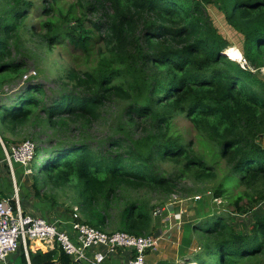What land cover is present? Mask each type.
<instances>
[{"label":"trees","instance_id":"obj_1","mask_svg":"<svg viewBox=\"0 0 264 264\" xmlns=\"http://www.w3.org/2000/svg\"><path fill=\"white\" fill-rule=\"evenodd\" d=\"M41 1L30 24L34 0H0V91L28 71L26 58L15 54L27 35L50 49L71 47L83 69H66L59 93L31 77L20 93L3 92L5 144L12 141L7 131L15 135L28 123L48 125L57 138L31 163L34 198L51 202L43 194L48 184L70 189L88 225L106 231L115 222V232L153 235L162 218L153 216L158 208L147 196L191 193L185 181L216 180L224 161L228 169L211 191L215 206L224 201L235 209L231 217L208 214L197 202L199 254L217 253L219 264H264V211L248 229L231 222L264 203V0ZM208 5L242 37L244 67L225 55L231 43ZM116 103L123 125L92 138ZM178 116L190 121L192 137L176 129ZM30 261L73 264L59 247L30 252Z\"/></svg>","mask_w":264,"mask_h":264},{"label":"rangeland","instance_id":"obj_2","mask_svg":"<svg viewBox=\"0 0 264 264\" xmlns=\"http://www.w3.org/2000/svg\"><path fill=\"white\" fill-rule=\"evenodd\" d=\"M73 1L75 0H68L67 2L70 3ZM34 2H36V6L31 10V13L33 15L28 21L30 24L35 23L36 22L35 18H38V16L42 13V9H41L42 1L34 0ZM207 9L214 21L215 26L219 30V32L227 40H229V42L231 43L230 47L233 46L232 48L229 47V49L226 50V54L228 55L229 58L230 57L231 59L234 58L232 60L239 62L241 64V60H239V58L243 56L242 52H240L242 48L241 46L242 37L238 35V33H236V31H234L231 27L228 26L223 13L219 12L214 5H208ZM73 53H76V51L67 45L57 46L55 48L50 49L47 46V44H45L39 37H32L30 35L26 36L25 41L22 42V44L19 47H17L15 51L16 56L25 57L27 60L28 71L23 75V78L24 76L31 74V78L34 79V82L40 83L43 86H45V89L47 90V92H50L52 90L57 93L63 90L62 78L65 75L66 69L73 68V66L77 70L83 69L82 65H76L74 63V58L72 56ZM260 75L262 76V78H264V69L262 70V73ZM23 78L16 79L12 82L5 83V86L3 87V90L1 89L2 90L1 92H5L6 90H8L9 95L7 94L8 95V96L6 95L7 97H12L17 93H20L23 90V88L27 86V83L23 84L22 82ZM7 97H4L3 95H1L0 101ZM120 110H121L120 104L116 103L114 105H111L108 110V114L106 118L107 120L105 122L107 125L101 124L100 126H97L95 130H92V133L90 134V136L92 138L101 139L107 136L108 134L111 135V134L117 133L118 128L123 125V122L120 118V113H119ZM175 123H176V129H178L180 133H183L187 138L188 137L190 138L195 134L192 124L190 123V121H188L184 117L178 116ZM0 131H1V125H0ZM132 131L136 136H140V134L142 133L138 131L136 128H133ZM4 137L10 138L12 140L10 142H8V140L5 141L6 145L9 148H11V145L15 143H21L24 141H33L37 145V150L38 149L42 150L43 148H45L48 145L50 140L52 139L57 140L53 130L50 129L48 125H44L43 127H34V125L30 123L23 126L18 131V133L15 135L7 131L6 136ZM262 142L264 144V139L262 140ZM4 158L5 157H4L3 152L0 153V160L2 159L3 163H4ZM14 167L16 168L17 175L19 176V177L17 176L19 183L24 182L25 179H28L26 182V186L29 190V195L31 197L28 199L30 203H26L24 198H23L24 201L22 203V208L26 214H30L34 217H39L36 214V212H34L33 210H29L28 208L37 207L35 208V210H39L43 205H46L47 207H49V204L52 206V203L55 202L56 207H52L53 211H50L49 215L47 216V218L50 221H54V219L56 218V215L61 214V215L69 216L73 213V210L75 207L79 208L78 204L75 203V199H74L75 193L72 190L56 189L51 184L44 186V191H43V194L51 198L49 199L51 202H45V204H43L39 200L35 199L34 198L35 191L32 189V186H31L33 175L28 176V177L24 176L25 177L24 179L22 176L20 177L19 175V174L21 175L23 174L21 173L22 170L17 168L18 167L17 165ZM164 167L168 170H170L171 168L170 165H165ZM5 168L6 167L4 165L0 167L1 173H3L6 177H10L8 174L9 171L8 170L6 171ZM219 168L221 171H218L219 177L216 180H213L207 183H202V184L194 183L193 181H185L184 184H186V187L184 188L191 189L192 192L185 193L181 191L177 193V195L180 198L184 199L183 204L187 206V212L184 216V220L186 219L189 221L192 219L188 225L184 223L182 229L184 230L185 228V230L183 231V233L186 238H187V235L190 233V236L194 237L196 243H198L199 239H198V234L194 233L193 228L194 226L199 224L203 218L200 212V204L197 203L199 202V200L196 201L194 199L195 197H201L200 200L203 203L202 207H204V211H206V213L208 214H214L215 212H218L222 214L224 213L225 215H228L229 217H231V214H229L230 213L229 211H232L235 209L234 206L224 201L222 202V204L216 202V206H215V201L213 199L211 190L215 186L218 185L219 181L222 179V173L226 172L228 169L224 161L220 162ZM3 180L8 186H10V182L8 179L3 178ZM147 198L149 199V201H151V204L155 205L157 208L166 207V205H168L169 203L171 204V202L173 201L172 195L169 197H165L162 195L155 194V195L147 196ZM79 210H80V215L82 217L83 216L82 211L80 208ZM263 211H264V203L258 206L254 214H250L247 217L237 218L234 215L233 216L234 219H232L231 222H233V220H235V222L237 223H241L243 221L242 228L248 229L252 226L255 215ZM113 223L108 222V227L110 228L106 230L107 232L118 231L117 230L118 224L115 222ZM154 235H157V234H154ZM38 246H40V244H38ZM185 247H186V244H185ZM196 252L197 253H194V254H197V255H195L194 258L191 259L192 261H196L198 264H219V255L217 253L208 257V256H203L199 254L200 253L199 248H197Z\"/></svg>","mask_w":264,"mask_h":264},{"label":"built area","instance_id":"obj_3","mask_svg":"<svg viewBox=\"0 0 264 264\" xmlns=\"http://www.w3.org/2000/svg\"><path fill=\"white\" fill-rule=\"evenodd\" d=\"M245 64L246 61L242 59L241 65L244 67ZM30 77L31 74L24 76L22 82L24 83ZM5 92L9 93L8 90ZM1 95L4 94L0 91ZM0 145L4 153V161L10 169L15 185L14 196L0 199V264H23V255L27 264H31L30 252L38 250L35 248L36 243H39L47 252L56 247L61 248L74 264L82 262L104 264L106 259L115 254L118 249L132 251L128 264H149L146 258L147 254L159 248L163 238L162 234L135 236L126 232L103 231L83 222L78 207L74 208L70 219L66 222L62 219L50 221L47 217H34L26 214L20 202L13 163L21 164L25 168V174L31 175V163L36 155L37 145L33 141H24L12 144L9 148L1 136ZM172 196L171 204L183 203L184 199L177 194ZM200 198L195 197L194 199L198 201ZM164 208H158L154 212V216H161ZM180 211L182 216L184 213L181 209ZM176 226L178 230H181L182 222L179 220ZM102 248L104 250H101ZM17 258L19 259L17 260ZM182 264L198 263L186 262Z\"/></svg>","mask_w":264,"mask_h":264},{"label":"crops","instance_id":"obj_4","mask_svg":"<svg viewBox=\"0 0 264 264\" xmlns=\"http://www.w3.org/2000/svg\"><path fill=\"white\" fill-rule=\"evenodd\" d=\"M1 136V135H0ZM3 150L1 148L0 145V153H2ZM4 154V153H3ZM5 166L6 171L8 170V174L10 177H6L3 173H1L0 170V197L2 199L3 198H9L14 196L15 194V185H14V179L12 177V174L10 172V169L8 167V165L6 164V162L1 159L0 160V167L1 166ZM18 166L17 168H19L20 170H22L21 173H23L22 175H20V177L22 176L24 179L28 176L33 175V173L31 175H27L25 174V168L19 164V163H13V169L15 172V181H16V186L19 189V196H20V202L21 205L23 203V198L25 199L26 203H30V201L28 200L30 197L29 195V190L26 186V182L28 179H25L24 182L19 183L18 182V178H17V172H16V168L14 166ZM24 170V171H23ZM19 177V176H18ZM3 178L8 179L10 182V186H8ZM32 185H33V177H32ZM31 185V186H32ZM33 189V187H32ZM34 202V201H33ZM38 203V202H37ZM44 204V203H43ZM168 206V205H167ZM165 207L163 210V213L161 214V216H158L160 218H162V226L160 229H157L156 232L154 234L157 235H163V238L160 242V246L156 251L153 252H149L147 254V261L149 264H182V263H186V262H193L191 259L194 258L195 255L194 253H197V248H199V243H196L194 237L190 236V233L187 235V238L185 237L182 229L184 223H186V225H188L191 220H184V216L187 212V206L183 203H172L170 204L168 207ZM37 208V207H35ZM35 208H28L29 210H33L34 212H36V214L39 217H43L46 218L50 211H53L52 208H47L46 210H43V208L41 207L39 210H35ZM180 209L183 211V215L181 216V211ZM39 212V213H38ZM30 215V214H29ZM188 216V215H187ZM55 219H62L64 222L68 221L70 219V215H61L58 214L56 215ZM182 222V228L181 230H178L176 224L178 221ZM185 225V226H186ZM195 233V232H194ZM39 243H36V247L38 250L45 251L42 246H38ZM186 244V247H185ZM184 248V249H183ZM183 249V250H182ZM101 250H104V248H102ZM131 254L132 251L131 250H127V249H118L117 252L111 256H109L104 264H128L130 258H131ZM91 255V254H90ZM89 255L90 259L91 256ZM21 258V257H19ZM17 258V260L19 259ZM74 264V263H73ZM78 264H92L91 262H82V263H78Z\"/></svg>","mask_w":264,"mask_h":264},{"label":"bare ground","instance_id":"obj_5","mask_svg":"<svg viewBox=\"0 0 264 264\" xmlns=\"http://www.w3.org/2000/svg\"><path fill=\"white\" fill-rule=\"evenodd\" d=\"M243 58H242V56L239 58V60H242Z\"/></svg>","mask_w":264,"mask_h":264},{"label":"water","instance_id":"obj_6","mask_svg":"<svg viewBox=\"0 0 264 264\" xmlns=\"http://www.w3.org/2000/svg\"><path fill=\"white\" fill-rule=\"evenodd\" d=\"M225 55L228 56L226 53H225ZM242 58H243V56H242Z\"/></svg>","mask_w":264,"mask_h":264},{"label":"clouds","instance_id":"obj_7","mask_svg":"<svg viewBox=\"0 0 264 264\" xmlns=\"http://www.w3.org/2000/svg\"><path fill=\"white\" fill-rule=\"evenodd\" d=\"M244 59V58H243Z\"/></svg>","mask_w":264,"mask_h":264}]
</instances>
